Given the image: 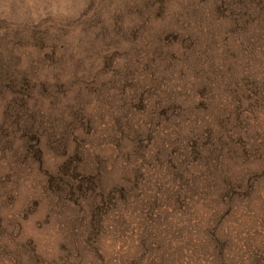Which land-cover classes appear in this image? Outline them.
Instances as JSON below:
<instances>
[{
    "label": "rangeland",
    "instance_id": "obj_1",
    "mask_svg": "<svg viewBox=\"0 0 264 264\" xmlns=\"http://www.w3.org/2000/svg\"><path fill=\"white\" fill-rule=\"evenodd\" d=\"M0 264H264V0H0Z\"/></svg>",
    "mask_w": 264,
    "mask_h": 264
}]
</instances>
